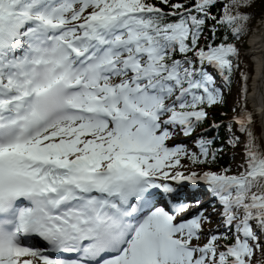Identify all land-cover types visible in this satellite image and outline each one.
<instances>
[{"label":"snow or ice","instance_id":"snow-or-ice-1","mask_svg":"<svg viewBox=\"0 0 264 264\" xmlns=\"http://www.w3.org/2000/svg\"><path fill=\"white\" fill-rule=\"evenodd\" d=\"M253 3L0 0V264H255L264 151L253 113L233 118L243 171L181 163L215 162V139L195 130L223 102L217 78L238 77L244 99L234 41ZM177 133L199 151L170 144ZM185 182L207 185L223 232L188 211Z\"/></svg>","mask_w":264,"mask_h":264},{"label":"trees","instance_id":"trees-1","mask_svg":"<svg viewBox=\"0 0 264 264\" xmlns=\"http://www.w3.org/2000/svg\"><path fill=\"white\" fill-rule=\"evenodd\" d=\"M224 3H230V0H224ZM220 7V6H218ZM241 11H245L248 13H251V18L248 21L247 24V31L246 33L242 34L238 39L234 41V43L237 45V47L240 50V69L241 71H245L248 73V79L246 82V92L249 90L248 82L250 80V76L252 73V62L249 60L247 56L243 54V50L246 47V38L249 33V30L251 29L252 25L254 24L255 20L260 16V14L264 11V0H254V3L252 4L251 8L241 9ZM226 35V31H221V37ZM238 83L242 85V82L239 80L238 77H233V80L231 82V85H228L229 88H234ZM245 92V93H246ZM245 93H244V99H242L241 94L238 98V101L231 102L230 98H224L222 103H217V105L214 107L208 108L209 110L212 109L213 118L209 121L208 119L206 122H204L201 126L197 128L196 133H204L205 130H207V138L215 139L214 143H217L218 145H222V152L220 154H216L215 162L211 165L209 168L208 166L200 165V166H193L190 163V167L194 168L195 170L199 171H215V172H223L230 169L231 165L233 163H238L240 165L244 162V157H240L239 159L234 162L232 157L236 155L237 151L244 154V141H245V134L241 133V147H239V150H236L237 144L234 141V138L236 136V123L234 122L233 118L234 115L239 112L242 107L246 106V109H248L247 102L245 100ZM255 120V119H254ZM220 125L219 128H213L212 125ZM251 131L253 132L254 136L256 137V144L259 146V148L264 151L263 148V142L260 136V127L258 126L256 120L255 123L251 127ZM239 154V153H238ZM243 171V169H242ZM223 242V241H222ZM255 264H264V253L260 251H256L255 254Z\"/></svg>","mask_w":264,"mask_h":264},{"label":"bare ground","instance_id":"bare-ground-1","mask_svg":"<svg viewBox=\"0 0 264 264\" xmlns=\"http://www.w3.org/2000/svg\"><path fill=\"white\" fill-rule=\"evenodd\" d=\"M246 42V54L252 60V73L248 82L249 90L246 100L250 111L255 113L258 118L264 142V126L261 124L260 112L258 111V109L264 108V74H262V69H264V12L261 21L249 32ZM194 187L190 191L191 197L198 193L197 187ZM201 207L202 205L190 212L198 211Z\"/></svg>","mask_w":264,"mask_h":264},{"label":"rangeland","instance_id":"rangeland-1","mask_svg":"<svg viewBox=\"0 0 264 264\" xmlns=\"http://www.w3.org/2000/svg\"><path fill=\"white\" fill-rule=\"evenodd\" d=\"M264 12V11H263ZM263 12L260 14V16L255 20V22H254V24L252 25V27H251V29L249 30V32L252 30V29H254V27L261 21V17H262V14H263ZM249 34V33H248ZM248 36V35H247ZM247 43V42H246ZM247 46V45H246ZM243 54L245 55V56H247L248 58H249V60L252 62V60H251V58L246 54V49H244L243 51ZM217 83H218V85H220V86H222V88H223V97L224 98H230L231 99V102H234V101H236V103H237V101H238V98L240 97V92L238 91L240 88H241V84L240 83H238L234 88H227V85L228 84H225V83H222V81H220V80H218L217 81ZM216 105H214V107H215ZM212 113H213V111H212V109L211 110H209L208 109V117H207V119L210 121L212 118H213V116H212ZM257 124H258V126L260 127V124L257 122ZM260 130H261V127H260ZM260 135H261V137H262V134H261V132H260ZM236 137H238L239 139H238V141L235 139ZM235 138H234V141H235V143L237 144V148H236V150H239V147H241V132H237L236 131V136H235ZM192 138H186V137H183V135L182 134H179V133H177L175 136H174V140L172 141V143H176V144H182V145H184V146H186L190 151H192V152H195V147L193 146V142H192ZM262 142H263V139H262ZM171 143V144H172ZM239 153V154H238ZM239 156L240 157H244V154L242 153V151L241 152H238L237 151V153H236V155H234L233 157H232V159L234 160V162L236 161V160H238L239 159ZM181 163H182V165H184L185 167H190V162L187 160V159H183L182 161H181ZM241 165L240 164H238V163H233L232 165H231V167H230V169L228 170V175H233V174H237V173H239L240 171H242V168L240 167ZM181 171H183L184 169L183 168H181L180 169ZM214 206L215 205H210V204H205L204 206H203V208H202V212H204V213H206V214H208L209 216H210V222H208V221H206L205 223H204V229H205V232L207 233L208 232V230H216V229H218L219 228V230H221V229H223V227H222V220H220L219 219V217H218V213H219V209L217 208L215 211H214ZM210 213H212L211 215H210ZM205 239H206V237H205ZM201 243H203L204 242V239H202L201 241H200ZM259 250H257V252H258ZM256 254V253H255ZM263 254V253H262Z\"/></svg>","mask_w":264,"mask_h":264}]
</instances>
